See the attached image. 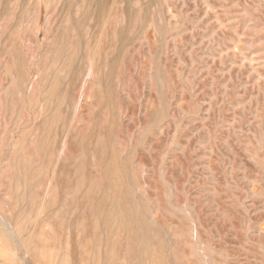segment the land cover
<instances>
[{"label":"rangeland","instance_id":"1","mask_svg":"<svg viewBox=\"0 0 264 264\" xmlns=\"http://www.w3.org/2000/svg\"><path fill=\"white\" fill-rule=\"evenodd\" d=\"M0 264H264V0H0Z\"/></svg>","mask_w":264,"mask_h":264},{"label":"bare ground","instance_id":"2","mask_svg":"<svg viewBox=\"0 0 264 264\" xmlns=\"http://www.w3.org/2000/svg\"><path fill=\"white\" fill-rule=\"evenodd\" d=\"M112 220V219H111Z\"/></svg>","mask_w":264,"mask_h":264}]
</instances>
